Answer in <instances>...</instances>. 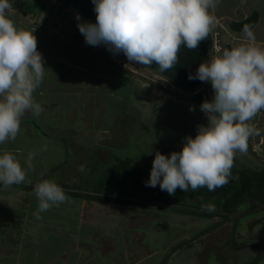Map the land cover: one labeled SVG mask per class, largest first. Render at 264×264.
Masks as SVG:
<instances>
[{"label":"rangeland","instance_id":"rangeland-1","mask_svg":"<svg viewBox=\"0 0 264 264\" xmlns=\"http://www.w3.org/2000/svg\"><path fill=\"white\" fill-rule=\"evenodd\" d=\"M12 1L14 4L21 2L20 0ZM35 1L42 5L24 4L27 6V10L38 17L45 18L47 15L45 22H48L49 26L55 25L58 20L56 25L61 26L58 30L70 40L82 35L77 27L79 22H96V19L92 18L82 19L81 15L78 21L76 16L79 10L75 7H71L69 16L65 10L58 8L57 4H51V8L57 12H53L51 8L46 9V6L50 5L49 0ZM20 6L24 8L23 4ZM19 10L24 12L23 9ZM54 29L56 30H51L57 34L56 31H59L57 28ZM75 31L80 33L75 34ZM51 34L50 36L53 37ZM215 37L216 43L212 51L206 55L204 63L210 62L212 58L223 52L217 42L219 34ZM94 49L104 57H110L117 62L122 61L124 64L130 63L127 57L124 59L122 52L115 54L101 46H94ZM131 64L141 74L165 85L170 84L169 87L172 88L168 78L156 74L154 71L145 70L143 65L132 62ZM137 84L143 89L135 87L132 89L134 98L132 105L129 106V113H122L123 107L121 109L120 107L124 102L120 101L117 106L115 105V111L111 118L114 128L110 122L109 132L99 136H102L101 143L106 142L107 144V154L111 156L110 160L116 159L117 156L129 155L136 164L148 170L152 167L156 151L160 152L164 148L166 150H162L161 153L167 155L170 153L167 148L181 149L184 138L186 136L194 137L198 125H206L207 118L200 109L153 85L143 81H139ZM203 88H207V91L212 96L214 95L210 83L202 82L197 89ZM119 89L127 91L129 87L127 83H122ZM82 103L83 109H78V112L85 117L84 123H90L91 120L93 123L97 122L100 115L95 116L92 110L98 111V107L94 106L101 103L99 99L96 97L92 101L90 94L86 92L83 95ZM190 106L195 110L190 111ZM119 117L122 119L116 123ZM50 120L47 123L52 124V119L50 118ZM75 121L70 120L68 123V133L76 129ZM248 123L261 129L259 136L254 135L249 138L248 147L252 148L255 153L264 156V110H261ZM80 126L82 125L80 124ZM118 129L119 131H116ZM78 130L80 129L78 128ZM80 131L83 135L79 134L77 140L83 144L84 151L81 153L79 165H84L85 171L62 167L56 170L54 177L64 181L65 170L67 176L71 178L73 186L82 180L80 186L87 187L97 184L95 177L101 173V170H93V167L89 165L92 159L91 154L100 148L99 136L95 139L94 134L89 133L86 127L85 129L81 128ZM124 137L126 139H123ZM104 138L108 140L105 141ZM177 149H171V151H178ZM74 152H76L75 149L73 152L70 149L67 150L68 162ZM94 159L98 160L97 157ZM97 162L93 164L94 167H97ZM242 166L264 169V163L254 159L247 152L243 154L237 152L232 168ZM100 167L103 166L100 165ZM43 172L44 169H39L32 171L31 174L35 176ZM48 177L51 176L48 175ZM28 178L29 176H27ZM84 181L88 183L87 186H84L86 183ZM18 192L23 194L25 191L18 190ZM26 196L27 192L24 198H20L15 192L4 198L0 196V245L3 248L4 245L13 243L10 244L11 247L9 246L10 257H6L4 260L10 261L12 257H15L30 264H223V261L224 264H264V210L243 216L240 219L235 229L237 234L234 236L236 242L234 244L243 243V239L246 242H252V244L236 248L228 238V224L222 225L223 222H220L216 227H211V225L214 226L215 221H220L221 217L204 221L202 216L196 214L198 212L195 210L204 209L205 205L212 204V200H209L210 202L200 200V202L196 198L188 199L187 195L180 196L175 198L174 202L182 204L185 202L186 205L194 207L193 211L196 213L174 208L176 213L169 214L166 209L171 210L168 208L173 207L145 206L143 214L148 216L145 218L142 212H137L136 215L130 213L132 215L130 217L128 212L125 209H119V205L116 203H102L92 201L90 198L87 200L78 199L73 195L69 197V201L41 213L42 219H36L34 213L38 210V200L26 203ZM28 200L31 201L30 194ZM250 202L252 201L246 200L245 204L248 205ZM139 214H142L144 218ZM205 226L208 227L205 228ZM202 233H204V238L200 239ZM195 236L199 238L192 242L191 240ZM191 242V247L179 249L185 247L186 243L191 245ZM205 242L210 244L206 251L202 248ZM27 247L32 248L27 250ZM258 249L260 251L256 254Z\"/></svg>","mask_w":264,"mask_h":264},{"label":"clouds","instance_id":"clouds-1","mask_svg":"<svg viewBox=\"0 0 264 264\" xmlns=\"http://www.w3.org/2000/svg\"><path fill=\"white\" fill-rule=\"evenodd\" d=\"M20 1L23 4L42 5L35 0ZM48 3L50 5L46 9H50L51 4H57L58 8L71 15L72 5L62 7L57 0H49ZM92 3L96 22L77 24L85 42L91 46L104 45L115 54L122 52L130 63H118L141 74L131 62L144 67L155 62L163 72L177 64L181 45L197 49L212 31L216 18L210 10L215 9L219 0H92ZM12 8L11 0H0V144L17 138L21 132V119L27 112L34 117L43 112L33 93L43 81L46 69L44 58L37 49L34 31L18 29L10 19L14 11ZM30 15L36 16L32 12ZM80 15L78 11V21ZM82 19L90 18L82 16ZM42 26L52 29L47 25ZM80 32L75 31V34ZM57 35L68 39L65 34ZM215 35L212 31V47L208 53L216 43ZM242 39L247 42L224 49L210 62L200 63L194 74L189 73V79L208 82L214 91L210 101L205 100L200 104L207 124L198 125L194 137L186 136L179 151H171L167 155L155 152L146 186L159 185L162 191L174 196L178 188L183 192L201 187L215 191L229 183L237 152L246 153L249 138L261 134V129L248 122L264 110V47L257 46L251 25L243 26ZM158 83L184 93L176 89L172 82V88L170 84ZM189 110L195 109L190 106ZM35 156L36 152L28 154L25 169L13 153L0 154V184L9 186L26 182L27 171L34 168ZM79 170L84 172L85 166L81 165ZM34 193L38 198V210L34 213L36 219H42L41 213L53 206L69 201L65 190L53 180L45 179L35 184ZM141 199L137 201L143 202ZM167 203L176 205L170 207H178L175 202ZM183 205L188 206L181 203L180 209L195 210ZM204 207L209 211L214 209L213 205Z\"/></svg>","mask_w":264,"mask_h":264},{"label":"crops","instance_id":"crops-1","mask_svg":"<svg viewBox=\"0 0 264 264\" xmlns=\"http://www.w3.org/2000/svg\"><path fill=\"white\" fill-rule=\"evenodd\" d=\"M11 3L13 5L12 10L19 13V16L25 19V21L47 25V27L53 30H56L54 28L58 30L59 27H61L60 25L49 26V23L45 22V18L30 15L31 12L27 10V7L23 3L14 4L12 0ZM21 4H23L24 8L22 6L19 7ZM19 9H23L24 12ZM210 11L213 12L216 18L212 31L216 35L219 34L217 41L220 45V49H231L241 43L247 42L242 39L243 31L233 30L230 27V23L241 21L254 12L258 14V20L252 29L256 36L257 46L264 47V0H219L215 9ZM10 19L13 20V23L18 29L34 31V35L37 38V49L44 58V66L46 69L42 83L33 93L36 102L42 105L43 112L35 117L31 112H27L21 119V132L18 134L17 138L14 141H6L0 144V154L4 152L13 153L25 169H27L25 161L28 154L30 152H36V156L33 160L34 168L27 171V176H29L30 179L28 178L24 183L9 186L0 184V196L4 198L9 196L10 193L15 192L17 196L24 198L27 192L26 203H33L34 201H32V199L31 201L28 200L29 194L30 198L35 197V201H37L38 198L34 193V189H31L30 186L39 183L43 177H45L44 180L57 181L54 177V168L59 169L63 167L64 169L70 168L73 170L79 168V159L81 153L84 151L83 144L77 140L79 134L83 135L80 131L81 128L85 129L86 127L88 132L94 134V138L96 139L97 136L102 133L106 134V132H109L111 129L109 124L115 111V105L117 106L120 101H123L124 104L120 107V109L123 107V109H121L122 113L127 114V112L130 111L129 106L132 105L134 98L132 89L137 86L138 81L117 67L98 59L93 54L70 45L66 41H60L55 37H51L48 32L40 27L25 24L12 16H10ZM56 33L60 35L64 34L60 31H56ZM76 38H72L75 43L95 50L94 46L85 42L83 35H78ZM99 46L108 50L104 45ZM123 57L125 59L126 56L124 55ZM122 83H127L129 87L127 91H121L119 89ZM86 92L90 94L92 101L97 97L99 102H101L94 106L98 107V111L92 110L95 116L98 114L100 115L95 123L92 122L93 120H91L90 123H84L85 117L78 112V109H83L82 99ZM101 111L102 113L100 114ZM50 118L52 119V124L47 123L51 121ZM121 119L122 117H119L116 123ZM70 120H76V129L68 133L67 127ZM80 121L81 123H79ZM80 124L82 126H80ZM78 128L80 130H78ZM112 128H114V125H112ZM116 131H119V129ZM122 133L124 132L122 131ZM101 137L102 136L98 137L100 148L93 152V154L96 153L99 157L104 158L108 157V147L106 142L101 143ZM123 139L126 138L124 137ZM104 140L107 141L108 139L104 138ZM45 146L46 150H44ZM68 149L72 150V152L74 149L76 151L72 154V158L69 162L67 161ZM93 154L91 155L94 156ZM62 156L63 158H61ZM39 169H44V172L35 176L31 174L32 171ZM64 174H66L65 170ZM48 175L51 177L47 178ZM18 190H24L25 192L19 194ZM219 223L220 222H218V224ZM202 234H200V239L204 238ZM198 238L199 237L195 236L193 240ZM227 242L229 243V241ZM232 242L233 244L236 243L235 241ZM10 244L4 245L3 248L0 245V264H30L26 261L22 262L20 258L15 257H12L10 261L4 260L6 257H10ZM208 246H210V244L206 243L202 248L206 251L207 248L209 249ZM238 247L240 246H236V248ZM29 248L30 247H27V250H30L32 247ZM185 248H188V246Z\"/></svg>","mask_w":264,"mask_h":264},{"label":"trees","instance_id":"trees-1","mask_svg":"<svg viewBox=\"0 0 264 264\" xmlns=\"http://www.w3.org/2000/svg\"><path fill=\"white\" fill-rule=\"evenodd\" d=\"M57 1H59L60 6L62 7H67L69 5H72L73 7H77L80 14L85 18L96 19V13L94 11V5L92 3V0H57ZM29 5L32 4L30 3ZM257 20H258V14L254 12L241 21L231 22L230 27L233 30L243 31V26L245 24L251 25L253 27L256 24ZM211 47H212V31L210 32L207 39L200 42L197 49H189L186 47V45H181L180 51L178 53L177 64L173 68L161 72L159 69V65L153 62L151 65H145L144 69L149 71L150 70L154 71L155 73L168 78L175 85L176 89H180L184 91L183 94L187 93L186 95L190 99L201 104L205 100L210 101L213 96L207 91V88L197 90V88L200 86L202 81H200L199 79H189L188 75L189 73H193V74L195 73L198 65L204 61ZM135 88L143 89V87H139V84H137ZM171 149L173 150L177 148L172 147ZM171 149L167 148V151L171 152ZM162 150L164 151L166 149L162 148L161 151ZM177 150L179 151L180 149ZM93 155L94 156L91 155L92 159L90 160L89 165L93 167V170H98V169L101 170L100 175H98V177H95L97 178L95 180L97 181V184L95 185L92 184V186H87L88 183L84 181L86 182L84 186L87 187H82L80 186V184L83 181L80 180L78 184L73 186L71 178H69L67 174H64V179H65L64 181L57 180L55 182L65 190L67 196L72 197L74 195L77 198H81V199L90 198L92 199V201H97L102 203H121L125 205L124 208L123 207L120 208L125 209L127 211L131 208L135 209L136 205H138L139 203H140L139 205L147 206V207H153V206L160 207V206L150 201L138 202L137 200H129L123 197L104 196L102 194L92 195L85 191L91 190L99 193H111L118 196H130L137 199H141V198L151 199V200L161 201L164 203L174 202L176 201L175 198L187 195L188 199L196 198L197 200L199 201L201 200L203 202L212 200V204L210 205H213L214 206L213 208H218L225 211H232L244 207L252 208L256 206L258 203L264 202V169L263 168H252V167H243V166L239 168H232L231 169L232 176L229 178V183L225 184L222 187L217 188L215 191H209L207 187H201L196 189L195 191L189 190L188 192H183L178 188L176 190V194L174 196H170L167 193V191H162L159 185H157L156 187L146 186L145 181L149 178L150 168L147 170L143 166L136 164L133 161L132 157H130L129 155H126L125 157L117 156L116 159H112V160H110L111 156L109 154L108 157H104V158L99 157L98 155H96V153H94ZM94 157L95 158L97 157L98 160L94 159ZM96 162L98 163V165L97 167H94L93 164ZM100 165H102L103 167L101 168ZM55 169L56 168H54V172H56ZM79 169L80 166L76 170L79 171ZM44 178L45 177L41 178L40 182H42ZM30 188L34 189V186H30ZM78 189L85 191H77ZM31 199L32 201L36 200L35 197H32ZM204 199H208V200H204ZM246 200H250L252 202L246 205L245 204ZM132 209L131 212L133 214H136L137 212H142V214L144 213V211H140V210L133 211ZM180 210L192 212V210H188V209H180ZM197 212L198 213L196 212L194 213L202 216L212 215L210 214V212H204V213L199 211ZM142 214L139 215L142 216ZM143 216H145V214H143ZM147 217L148 216L146 215L145 218ZM207 227L208 226H205V228ZM259 251L260 250L258 249L256 251V254H258Z\"/></svg>","mask_w":264,"mask_h":264},{"label":"water","instance_id":"water-1","mask_svg":"<svg viewBox=\"0 0 264 264\" xmlns=\"http://www.w3.org/2000/svg\"><path fill=\"white\" fill-rule=\"evenodd\" d=\"M12 17L14 18H17L18 20H20L21 22H24L25 24H30V25H33V26H36V27H40L42 28L43 30H45L46 32H48L49 34L53 35L55 38L57 39H61V40H64L66 42H68L69 44L81 49V50H84V51H87L88 53H91L93 54L95 57H97L98 59L110 64V65H113L115 67H117L118 69L120 70H123L124 72H126L127 74H130L134 77H136L137 79L139 80H142L148 84H151L153 85L154 87H157L158 89L176 97V98H179L181 99L182 101H185L186 103L200 109V104L197 103L196 101L190 99L187 95L183 94V93H179V92H176L174 90H171L169 89L168 87L154 81L153 79L151 78H147V77H144L142 76L141 74L133 71L132 69L128 68V67H125L123 66L122 64L112 60V59H109L107 57H104L102 56L100 53L94 51V50H91V49H88L86 47H83V46H80L79 44L75 43L74 41L72 40H69V39H65V38H62L61 36H58L57 34H55L52 30L42 26V25H38V24H34V23H31V22H28V21H25V19H23L22 17H20L17 13H15L14 11H12ZM201 110V109H200ZM247 153L253 157L254 159L260 161V162H264V158L256 155L249 147L247 149ZM81 190V189H80ZM81 191H85V190H81ZM89 194H92V195H98V194H102L104 196H117V197H123V198H127V199H130V200H138L137 198H133V197H125V196H118V195H112V194H109V193H99V192H96V191H85ZM143 201H146V200H143ZM150 202H154L158 205H167V206H176V205H173L171 203H164V202H161V201H153V200H149ZM185 208H191L193 209L194 207H189V206H185L183 205ZM179 207V206H178ZM264 208V202L263 203H260L258 205H256L255 207H252V208H244V209H240L238 211H234V212H226V211H217V210H214L212 209L211 211H209L208 209H198V210H202V211H208V212H211V213H217V214H220V215H228L229 218L228 220H231V219H234V223L232 225V229H231V232H230V241L231 243L233 244V236H234V232H235V229H236V225L238 223V220L243 217V216H246V215H249V214H252V213H255V212H258L260 210H262ZM247 245L249 244V242H245V243H242V244H233L234 246H241V245Z\"/></svg>","mask_w":264,"mask_h":264},{"label":"flooded vegetation","instance_id":"flooded-vegetation-1","mask_svg":"<svg viewBox=\"0 0 264 264\" xmlns=\"http://www.w3.org/2000/svg\"><path fill=\"white\" fill-rule=\"evenodd\" d=\"M141 200H145V199H141ZM147 200H151V199H147ZM182 202H184V201H182ZM185 203V202H184ZM118 205H119V207H124V205L125 204H122L121 205V203H117ZM177 205L178 206H181V203H177ZM118 207V208H119ZM139 207H140V209H139ZM146 208L145 206H139V205H136V208L135 209H132L133 211H137V210H140V211H145L144 209ZM174 208H177V210H179L180 209V207H173V208H170L171 210H167L168 211V213L169 214H175L176 212H174ZM131 209H129L127 212H128V214L130 215V217H132V215L130 214V213H132L131 212ZM169 209V208H168ZM240 209H243V208H238V209H235V210H232V211H226V212H234V211H238V210H240ZM165 210V209H164ZM214 210H217V211H225V210H221V209H218V208H214ZM264 210V208L262 209V210H260V211H263ZM130 211V212H129ZM204 213V212H203ZM133 214V213H132ZM210 214H212V215H209V216H207V215H205V216H202V215H199V216H202V218H203V220L204 221H210V220H213L215 217H221V219H220V221L219 220H217V221H215L214 222V226L215 225H217L218 224V222H223V224L222 225H229V232H231V229H232V225H233V223H234V219H231V220H228V218H229V216L228 215H220V214H217V213H211L210 212ZM136 215V214H135ZM198 215V214H197ZM242 218V217H241ZM240 218V219H241ZM240 219L238 220V222L240 221ZM238 224V223H237ZM213 225H211V227L213 228L214 227ZM210 226H209V228H211ZM236 227H237V225H236ZM215 229H217V228H215ZM237 234V232H236V230H235V233H234V235H236ZM240 234V233H239ZM229 235H230V233H229ZM192 236V235H191ZM229 238V237H228ZM192 242L194 241V240H191ZM243 243H245L246 241L243 239ZM192 242H191V245H190V243L188 244V243H186V245H185V247H187L188 246V248L189 247H191L192 246ZM237 242H239V241H237ZM207 243V242H206ZM206 243H204L203 245H205ZM218 243V242H217ZM208 244V243H207ZM240 244H242V243H240ZM249 244H252V242H249ZM245 245V244H244ZM185 247H182V248H179V249H183V248H185ZM232 258H233V256H232ZM164 264V263H163Z\"/></svg>","mask_w":264,"mask_h":264}]
</instances>
